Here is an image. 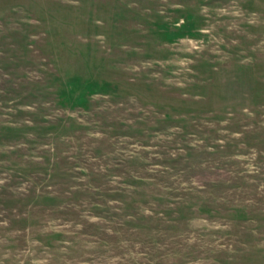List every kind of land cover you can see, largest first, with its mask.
<instances>
[{"label": "rangeland", "instance_id": "rangeland-1", "mask_svg": "<svg viewBox=\"0 0 264 264\" xmlns=\"http://www.w3.org/2000/svg\"><path fill=\"white\" fill-rule=\"evenodd\" d=\"M0 264H264V0H0Z\"/></svg>", "mask_w": 264, "mask_h": 264}]
</instances>
